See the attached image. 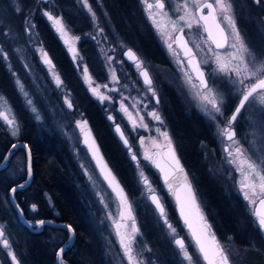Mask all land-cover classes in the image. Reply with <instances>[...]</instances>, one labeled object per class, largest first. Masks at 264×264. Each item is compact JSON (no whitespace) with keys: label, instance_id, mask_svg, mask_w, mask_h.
<instances>
[{"label":"rangeland","instance_id":"rangeland-1","mask_svg":"<svg viewBox=\"0 0 264 264\" xmlns=\"http://www.w3.org/2000/svg\"><path fill=\"white\" fill-rule=\"evenodd\" d=\"M138 1L142 10L145 12V18L156 36V39L166 48L173 40L178 30V27L174 28L173 24L176 23L177 26L184 24V21H179V16L184 15L186 21L191 20V16L187 14L192 10L191 0H163L164 4H166L165 11L167 15H163L160 9L157 10L153 8V19L157 25V27H154L153 20L149 18V11H146L147 2L154 0ZM53 2V0H34L32 7L27 9L22 7L20 0H0V57L12 79L13 86L19 98L37 125V128L46 134L55 135L66 147L68 156L73 164L72 167L75 169L73 171L77 175L80 184H78L79 191L86 204L89 223L90 225L92 224V227L95 225L97 232L99 230L101 234L100 241L104 247L102 254L103 259L105 256L102 264H128L126 257L123 255L119 234L115 227L120 220L126 218L128 224L125 230L126 237L128 239L135 235L134 251L138 257L143 259L144 264H188L187 261L182 259V254L174 244L176 238L184 239L186 248L192 256L194 264H204L188 234L179 222L172 224L176 229V232L173 233L168 226L157 220L154 215H151L153 212L150 210L148 202V196L151 193L148 191V187L145 186L144 179L147 178L149 182L148 186L153 189V192H157L158 189L153 183L152 171L154 172V170L151 166L150 159L148 157L145 159V157L147 153H151L155 147H164V138L156 129H160V131L166 130L167 132L168 130L163 125L160 127L156 126V121H154L152 126L148 125L149 120L155 119L151 116L147 120V118L145 119L147 114L143 116L140 114L142 110V99L140 98L141 96L139 97L135 92L125 93L124 99L121 98L119 100L118 107L115 108L116 110H112L113 108L109 107L110 109L104 112L103 116L107 119L109 115H116L119 120H122L125 129L132 133L133 142L137 146V149L133 152L137 155V160L136 162H131V170L134 174L133 179L135 186L138 188V197L135 206L130 203V208L132 220L135 218V223L139 229L138 234H133L131 231L132 220L129 219V209L121 206V203L112 195L98 176L87 152L81 144V139L76 128L77 120H86L84 113L73 103L71 93L66 87H57L56 81L54 80L56 71H51L39 63V58L42 56L44 48V41L34 21V16L37 15L41 17L46 25L52 28L53 36L65 46L66 50L69 51V48H74L76 50L75 53L71 52L72 59L76 65H79V78L83 80L85 86L84 68L87 66L83 61V56L79 53L78 43L83 40V38H87L89 42L92 41L90 43H92L91 45H93L97 55H95L94 58L100 60L106 77H112L111 80H113V76H115L114 60L119 52L124 50V46L120 44V42L115 43L112 41L114 35L108 38L107 34L101 29L97 16H93L92 13L84 8L82 0H73L77 7L82 10L81 12L86 15L88 20L87 31L80 35L75 34L72 29L67 27L68 25L61 16L60 9L58 10V7H55ZM45 4L48 6L47 10L43 9ZM45 11L49 12V14L54 17L61 18L67 35H63L56 31L52 22L44 16L43 13ZM26 19L29 23H25ZM194 24L195 22L193 21V25ZM30 25H34V27H30ZM28 28H30V31H25V29ZM184 28H186L188 37H190V33H192L191 29H188L186 26ZM76 37H79V39H76ZM249 40L251 41L247 36L243 39V42L249 50L250 55L248 58L256 66L264 65V57L258 52L262 49V52L264 51V44L257 47L258 45L256 42H253V40L250 42ZM112 42H114V47L112 46ZM233 42L232 39H229L227 48L221 52L213 50L205 40H202L200 44H195V46L203 63L206 60L209 61L211 58L214 60L215 56L213 53L216 52L220 53V60L228 58V62H230L231 56L238 54V45L237 47H230ZM4 54H7V60L4 59ZM225 63H227L226 59ZM162 70L166 81L176 89L180 101L189 108H194L196 112L202 116L209 115L204 110V103L200 99L201 93L196 90L195 83L191 78L184 74H180L173 68L169 70L165 68ZM89 74L90 78H92L91 73ZM66 100L73 105L71 109L68 108V104L65 102ZM29 101H31V103H29ZM121 103L124 105V108L127 109L124 113L121 112ZM149 103L151 102L148 98L144 104L146 107L145 111L152 109ZM208 107L210 109V105ZM33 109H35V111H33ZM0 111L15 117L12 108L2 96H0ZM250 114L252 120L250 128L243 129L239 137L240 140H235L238 142L239 146L247 152L249 157L258 162L261 170L264 171V106L253 110ZM37 115L39 119H37ZM15 119L19 129L18 135L13 137L10 134V128H8L7 131L12 139L18 140L21 134L20 125L17 117H15ZM220 132V128L215 129L214 135L216 141L219 143L220 152H222V146L225 144V137L221 136ZM141 137L144 138L143 143H141ZM228 146L229 149L233 151L236 145L229 142ZM233 155H235V153ZM213 159H215L214 156ZM214 163L215 168L208 166L207 169L210 168L221 171L222 166L225 164L220 160L214 161ZM8 165L4 168L5 170H0V179L4 181V184L13 185L24 175L26 178V160L23 155L18 154L14 156ZM85 169H87L88 175H85ZM230 170L234 171L237 169L231 164ZM141 172L144 173L143 176H141ZM231 175L234 176L224 179L222 176L220 177L221 180H224L223 184L227 186L225 193L231 195L230 193L234 192L239 195L243 202L245 200L240 191V187L244 178L241 176L240 172L237 174L231 173ZM225 179L230 182H228L229 185L226 184ZM232 180H234L235 183H233ZM258 191L259 189L257 188V192ZM8 192L9 190L7 191L6 197L9 196ZM249 194L251 195V193ZM6 197H3L4 205L8 207L9 211ZM257 197L258 196L252 197V202L245 201V203H247L245 214L248 212L252 216ZM47 200L50 204L49 198H47ZM101 201H103V203H101ZM144 207L148 209L150 216L148 212L146 213L144 211ZM230 207L233 209L232 205H230ZM143 212L145 215H148H146V218L149 219L148 222L151 225L146 228L148 231L147 234L143 231L140 220L139 222L137 220V217L142 218ZM121 213H123V217H121ZM0 228L5 232V238L8 239L11 250L13 251L17 244L15 232L12 231V228L7 224L6 219H0ZM60 241V237L53 236L51 242L48 244L49 250L55 257L57 243ZM155 244H157V247ZM221 246L223 247V245ZM223 248L229 256L230 264H245L241 260V253H239L235 246L229 244ZM7 251V249L3 248L2 241H0V264H12L11 257L7 255ZM20 253L23 254V250ZM16 256L18 261L22 263L20 257H18V255Z\"/></svg>","mask_w":264,"mask_h":264},{"label":"trees","instance_id":"trees-1","mask_svg":"<svg viewBox=\"0 0 264 264\" xmlns=\"http://www.w3.org/2000/svg\"><path fill=\"white\" fill-rule=\"evenodd\" d=\"M20 1L22 7L27 9L34 4V0ZM53 1V5L58 7V10L60 9L64 21L73 28L75 34H82L88 29L86 15L81 12L82 10L77 7L73 0ZM88 3L97 16L99 25L106 28L103 31L108 38L111 35L118 37V42L131 45L130 47L137 49L145 57L154 53L156 39L139 12L137 0H88ZM43 9H48L47 4L43 6ZM34 21L41 29L40 34L44 46L51 50L64 80L69 84V88L77 98V107L94 127L96 138L101 144L107 162L114 173L119 176L121 182H125V177L121 176L117 168H120V155L110 151L108 143L105 144L104 142L106 133L104 134V131L96 124H99L102 118L96 111V105L79 88L72 63L65 54L61 53L53 33L46 27L45 21L37 15L34 16ZM79 31L80 33H78ZM90 42L87 38H83L78 45L80 54L89 65L92 64L91 59H94L96 55V51ZM0 89L7 92L14 109L17 111V119L22 126L20 141L29 145L31 155L32 177L30 185L26 190H19L15 193L19 206L25 213L28 212L34 218L51 219L70 225L74 229L76 240L74 250L65 255L66 260L70 264H82V261L87 264L89 262L94 264L93 258L99 255L100 245L88 227L90 223L86 204L80 194V184L73 171L75 169L72 167L73 164L66 147L55 135L46 134L37 128L19 98L1 57ZM163 109L167 130L191 181L194 183L198 201L205 211L211 227L215 230L219 243L223 247L229 244L235 246L241 253V260L245 264H264V233L260 231L251 215L244 213L245 211L239 207L233 196L225 193L227 187L220 177L209 178L204 174V170L208 166L215 168L214 161L216 160L210 161L205 157L206 152L211 151L210 149L213 147L207 146L209 140L204 126L194 121L195 119L190 115V108L177 96L164 99ZM3 150L4 148L0 147V153ZM18 154L23 155L26 160L24 150L19 149L14 156ZM212 155H215V151H212ZM3 182L0 179V219L17 218L9 196L6 197L7 191L12 185ZM3 197L7 198L9 211L8 207L4 205ZM47 198H49L50 204ZM33 205L36 206L35 209H33ZM230 205L233 206V209ZM8 225L15 232L14 225L12 223H8ZM49 229L53 231L54 235H59L61 232L58 229ZM20 234L24 264H55V256L46 248L44 238L29 236L23 231ZM155 245L157 247V244ZM101 259L100 254L97 264H102Z\"/></svg>","mask_w":264,"mask_h":264},{"label":"flooded vegetation","instance_id":"flooded-vegetation-1","mask_svg":"<svg viewBox=\"0 0 264 264\" xmlns=\"http://www.w3.org/2000/svg\"><path fill=\"white\" fill-rule=\"evenodd\" d=\"M137 2L139 4L138 0H137ZM209 2H211V0H209ZM228 2L232 6V15L234 17L235 24H236V27L239 31L241 38L243 37V39H244V37L247 36L248 38L251 39V41L253 40V42H256V44L258 45V46L256 45L257 47H260V45L264 44V0H261L260 3H257L256 0H228ZM155 3H156V0L148 1L146 4V9H147L146 11H149L148 10V4H152L154 6L153 8H155ZM191 4H192V0H191ZM155 9L158 10V8H155ZM139 10H140L139 12H140L141 16L143 17V20H145V23L150 27L148 21L145 18V15H144L145 12L142 10L140 4H139ZM204 13L205 14L207 13V9H204ZM223 26L228 31H230V28H228L227 25H223ZM46 27L53 33V30H51L52 28H50L47 25H46ZM67 27L72 29V31L75 33L73 28H71L70 26H67ZM100 27L103 30L106 29V28H103L104 26L100 25ZM37 28H38L39 32H41V29L38 26H37ZM191 31H192V33H190V37H188L186 28H184L183 33H181L180 31L177 30L173 40L170 42L171 48H169V47L166 48V47L162 46L158 42V40L156 39V36L153 33V35L156 39V43H155L156 48H155L154 53L152 55L150 54L147 57L141 55V53L137 49L130 47L131 45L129 46L128 44L121 42L120 44H122L124 46V50H122V52L120 51L118 56L114 60V62H115V64H114L115 70L114 71H115V77H116L115 80L114 79L111 80L112 77L111 78L106 77L105 71L103 69V66L100 64L99 59H96V58L91 59L92 64L89 65L86 62L87 60L85 58H83V61L86 64L89 73H91V75H92V78H90L87 81L85 80L86 86H85L83 80L79 78V74H80L79 73V70H80L79 65H76L74 63V61L72 59V53L70 51L66 50L65 46H63L62 43L57 41V39L54 37L57 41L56 44L61 49V53L65 54L68 57V59L70 60V62L72 63V67L75 70V74H76L77 79H78L79 88H81V90L83 91V94H85L86 97L90 98L93 101V103L97 107L96 111H98V115L99 116L101 115V117H102L101 122L99 124L98 123H96V124H97V126H99V128L101 130L104 131V134L106 133L105 134L106 137H104L105 138L104 139L105 144L107 142L109 147H110L109 148L110 151H112L114 153L117 152L120 155L119 156L120 157V161H119L120 162V168L117 167V165H116V167L118 168L121 176L125 177V180H124L125 182H121V180L118 178L119 176H117L114 173V171L112 170V168L110 167L109 163L106 160V157L103 154V149L101 147V144L99 143V141L96 138V132H95L94 127L92 126V124H90L88 119L85 118L86 121L88 122L90 128H91V131H92V133H93V135H94V137L98 143V146H99L107 164L109 165L110 169L112 170V172L114 173V175L116 176V178L120 182L121 186L125 190V194H126L127 199H128V204L121 205L123 208L127 207L129 209L130 203L133 206H135L136 199L138 197V188H137V186H135V182L133 179L134 174L131 170V162L133 161L132 160V154L137 149V146L133 142L132 133H130V131L125 129V127L123 125L124 123L122 120H119V118L116 115H113L114 120L110 121L108 119V116L106 119V118H104L103 114H104V112H106L111 107L113 108L112 110H116L115 108L118 107L119 100L121 98L124 99L125 93H129V92L134 93L135 92L136 94H138L139 97L141 96L140 98L142 99V101H141L142 102V110H141L140 114L142 116L144 114H147V117H145V119L147 118V120H148V118L151 117V115H149V113L152 111H155L156 113H158L161 116V120L163 121V123H160L156 120H149L148 125L152 126L154 121H156V123H155L156 126L160 127L161 125H163L165 128H167V123H165L164 117H163V115H164V109H163L164 99H166V98L169 99L171 97H176V96L179 98V96H178L176 89L170 83H168L166 81V79L163 75V70H162L165 68L168 70L173 68L175 71L179 72L180 74L186 75L187 77L191 78V80L194 81L195 88L199 93H202L204 91L203 86L200 84V81L196 80V78L193 76L191 70L189 69L187 63L185 62L180 50L178 49V47L175 43V38H176V36L179 35V33L181 34L182 37L185 38L186 42L188 43V45L190 46V48L194 52V55L198 61V64L201 65V68L206 73L205 79H206V81L209 82L210 86L213 88L214 93H218L220 96L223 97L222 114H216V113L212 112L209 115L202 116L199 113H197L194 108L193 109L190 108V110H191L190 115H192V117L195 119L194 121H196L198 124H202L204 126V129L206 131V135H207L208 140H209L207 146L213 147L212 149H210L211 151L206 152L205 157L207 158V160L212 161L213 156H214L216 159L215 161L220 160L221 162H223V164L225 163L222 166L221 171L220 170H213V169H205L204 174L206 177H209V178L216 177V176L217 177L222 176V178L224 179V178L234 176V175H231V173H233V174L238 173L237 170H234V171L230 170L231 164L228 162V160L230 158H229L228 154L224 151L225 148H229L228 143L230 141H228L225 137V144L222 146V148H223L222 152H220L219 143H218V141H216L214 131H215V129H218V128L222 129L223 127L228 126L227 121L231 118V115L234 111V108L238 104V97L240 96V92L238 91V89L235 86H233L231 84L230 81H228L222 74H219L216 71L217 64L215 62V59L212 60L213 58H211L207 63H205V62L203 63V61L201 60V58L199 56V52L195 46V44H200L202 42V40H205L207 43H209V45L213 48V50L221 52V51H224L225 48H227L229 41L226 44L225 48L216 49L213 46V44L209 41V39L207 38L202 24L197 25L195 23L193 25V27L191 28ZM84 32L85 31H83V33ZM78 33H80V31ZM78 35H80V34H78ZM112 39H113L112 41H114L116 43V42H118L117 39H119V38L114 36V37H112ZM114 42H112V46L114 45ZM79 44H80V42L78 43V45ZM127 50L133 51V53L138 58L137 61L130 62L124 58V53ZM262 50H259L258 52L261 54L262 57H264V51L262 52ZM44 51H46L47 54L49 55V57L51 58V60L54 64V67L50 66L48 64H45V65L42 64L40 62V58H39V63L41 65L47 67L51 71H56L54 80L56 81L57 76L61 79L62 84H63V85L61 84V86H64L67 88V90L71 93L73 103H75V105H77V98L75 97L73 91L69 88V84L64 80V77L61 74V69L59 70V68H58V66H57V64H56V62L52 56L51 50L44 46L42 53ZM79 53H80V51H79ZM225 59L227 60V63H229L228 62L229 59L228 58H225ZM225 59H222L220 61L222 63H225ZM174 60H175V63H174ZM136 63H140L141 67L137 68ZM142 71L148 72L149 78L152 80V85H151L152 90H149V87L146 86L145 83L142 81V78H141V72ZM233 78H235V76H233ZM90 85H91V87H97L99 94L109 96L111 98V102L105 100L104 103L101 104L99 99L97 98V96L93 95ZM105 85H107V87H105ZM113 88L116 90L111 91L110 89H113ZM0 96H2L3 98H5L7 100L8 104L10 105V107L12 108V110L15 114V117H18L17 111L14 109V105H13L9 95L7 94V92H5V90H3V89L2 90L0 89ZM148 98L150 99L151 103H149V104H150L152 109L149 111L148 110L145 111L146 107L144 106V104ZM157 100L159 101L158 103H157ZM259 107H261V106L258 103H254V104L247 105L246 108L244 110H242V113L237 117V120L232 125V130L235 132L234 139H237V141H238V139L240 140L239 137L241 136V132L243 131V129L248 128V127L250 128V125L252 124L250 113ZM120 108H121V112L124 113L125 108L124 107L123 108L120 107ZM213 115H215L217 118L213 119L212 118ZM117 124L120 125L122 132L125 134V138L129 141V146L132 148L131 153L129 152V148L120 142V140L118 139V137L116 136V134L114 132V126H116ZM19 125H20V133L22 134V126L20 123H19ZM8 128H9V126L4 124V122L2 120H0V147L4 148L3 152H1L0 154L6 153L7 150L11 147L12 143L21 142L20 140H21L22 135L20 134V137L18 138V140H14L9 135V133L7 131ZM168 134H169V132H168ZM169 138L171 139L172 144H173L174 148L176 149L174 142H173L172 138L170 137V134H169ZM164 141H165L164 142V147H165L167 141L165 139H164ZM164 147H162V148H164ZM83 148L86 151L84 146H83ZM162 148L155 147L151 153H149V152L147 153L145 151L147 153V157L150 159V163H151V156H152L153 152L155 150H161ZM176 151H177V149H176ZM212 151L213 152L215 151V155H212ZM232 152H233V154L235 153L234 150ZM15 153L11 156V159L13 158ZM11 159H10L8 164H10ZM133 162H136V161H133ZM1 171H3V170H1ZM152 176H153V183L156 185V188L158 189V191L154 192V193L157 195V197L159 199L162 200L163 205L165 207V215H166L169 223L173 224L175 222H179L181 224V222H180V220L176 214V211L174 209L173 203L170 200V198L168 197V195L165 193L163 186L160 182V179L158 177V174L155 170H154V172L152 171ZM24 179H25V175L22 178H20L17 182H22ZM191 182H192V186L195 190L194 183H193V181H191ZM225 182L227 185H229V183H230L227 179H225ZM232 182L235 183L234 180H232ZM27 188L28 187L21 189V190H26ZM151 194H153V193H151ZM230 194L233 196V199H235L237 201L239 207H241L243 209V211H245L247 209V203H245V201L242 202V200L240 199L238 194H235L234 192H231ZM150 195L148 196V202H149L150 210L153 212V214L151 213V215H154L157 220H159L161 223L165 224L164 218H162L159 215L157 210L151 204V202L149 200ZM15 199L17 201L16 194H15ZM259 199L260 198L258 196L256 198L255 206L259 202ZM17 203H18V201H17ZM255 206H254V208H255ZM202 210H203V208H202ZM144 211L146 213L148 212V215L150 216V212L148 211V209L146 207H144ZM203 212L205 214V217L208 219L204 210H203ZM248 214L250 216V213H248ZM23 215H24L25 219L30 224H34L35 226H32V228H28V227L24 226L19 221L18 217L6 220L7 224L12 223L14 225V230L16 232L15 238H17V240H16L17 244L14 247L13 251L22 260V263H20V261H19V264L25 263L24 262V253L23 254L20 253L23 250L21 239H20V235H21L20 233L22 231L26 235H29V236H39L40 238H44V243H45V246L48 250H49L48 244H49V242H51V239L53 236L60 237V239H61V241L57 243V251L64 244L67 243L68 237L70 235L67 230L53 228L50 226H42L37 232H34V230H36L38 228L36 226V222L41 220V219L34 218L28 212L25 213L24 211H23ZM146 215L143 212L142 218L137 217V220H138V222L140 220V222H141L140 225H141L143 231H145V233L147 234L148 231L146 228L151 226V225L149 224V222H148L149 219L146 218ZM251 217L253 220H255V222L257 224V220L254 216V210H253ZM252 219H251V221H252ZM135 221H136L135 218H133L132 223ZM208 221H209V219H208ZM127 225H128L127 224V218L120 220L119 223H117L115 225L120 239H121V237H123L125 240H127V237L125 234V230L127 228ZM94 226L92 227V224L91 225L89 224L88 227L92 231L93 236L95 238H97L99 241V245H100L99 255L101 254V258H102L101 262L103 263L105 256L103 259L102 254H103L104 247L100 241L101 234H100L99 230L97 232V228H96V226L95 227ZM257 226H258V224H257ZM49 228L58 229L61 232L59 233V235H57V234L54 235L53 231H51ZM261 232L264 233V231H261ZM212 233L215 234L216 238L218 237L215 230H213V228H212ZM75 240H76V238H75V234H74L73 245H72L71 249L62 253V259L64 261V264H70L66 260L65 255L69 251L74 250ZM217 240H218V238H217ZM218 242H219V240H218ZM49 252H51V251L49 250ZM80 253H81V248H80ZM99 255H97L95 257L96 259L93 258L94 264H97V262H99V261H97L99 258ZM106 258H107V255H106ZM54 259H55V264H57L56 263V257H54ZM91 263L92 262H89V264H91ZM82 264H87V263L82 261Z\"/></svg>","mask_w":264,"mask_h":264},{"label":"snow or ice","instance_id":"snow-or-ice-1","mask_svg":"<svg viewBox=\"0 0 264 264\" xmlns=\"http://www.w3.org/2000/svg\"><path fill=\"white\" fill-rule=\"evenodd\" d=\"M84 8H86L92 15L95 14L92 12V9L88 3V0H82ZM143 2V0H142ZM257 3H260L261 0H256ZM152 4H148L149 10V18L153 20L154 27H157L155 20L153 19V9ZM155 8L161 10L163 15H167L165 11V4L163 0H156ZM204 9H207V13H204ZM44 16L47 17L49 21L55 26L56 31L60 32L63 35H67V31L65 26L62 23L61 18L54 17L49 14V12L45 11ZM191 16V20H185V16H179V21H184L183 25L177 26L176 23L173 24L174 28L178 27V31L181 33L184 32V27L186 26L188 29L193 27V21L200 25L202 22V26L206 32L209 33V37H212V28H215L217 33L220 36L219 40H213L216 49L225 48L229 39H232L234 42L230 45V47H238V54L231 56V61L229 63H222L220 61V53H213L215 56V62L217 64L216 71L219 74H222L228 81L231 82L233 86H235L240 92V96L238 97V104L234 108V111L231 115V118L227 121V127H223L221 129L220 135L226 137V139L232 142L235 146V155H233L232 150L229 148H225L224 151L228 154L229 160L228 162L236 167L237 171L240 172L241 176H243L244 180L241 183L240 191L243 194V198L245 201L252 202V197L259 196V203L264 205V171L261 170L260 165L257 161L253 160L248 156L247 152L239 146L238 142L234 139L235 132L232 130L233 123L237 120V117L242 113V110L246 108L247 105L258 103L260 106H264V65L256 66L251 62L248 58L249 50L245 43L243 42L239 31L236 27L234 17L232 15V6L228 2V0H192V10L187 13ZM25 23H29L26 19ZM223 25H227L230 28L228 31ZM30 27H34V25H30ZM25 31H30V28L25 29ZM94 38V37H93ZM79 39V37H76ZM177 40H182L183 37H176ZM171 48V44L168 45ZM187 47V45H185ZM70 52L75 53L74 48H69ZM211 51V50H209ZM189 59L188 65L192 68L197 75V78L200 80V84L203 86L204 91L200 94V99L204 103V110L206 113L211 114L212 112L216 114H222V105H223V97L218 93H214L213 88L210 86L209 82L205 79V71L201 68V65L195 62V57L191 56V49H188ZM125 55L133 62L137 61V56L133 53L132 50H128ZM7 54H4V59L7 60ZM75 60V57H74ZM43 61L45 64L52 65V61L49 59L47 52L43 54ZM208 61L206 60L205 63ZM54 67V65H53ZM136 67H141L140 63H136ZM141 75L144 78V83L146 86L151 89L152 80L149 78V74L147 71L141 72ZM235 76V78H233ZM84 79L87 81L90 79L87 67L84 68ZM115 80L116 77L113 76ZM19 83V81H18ZM62 84L61 79L57 76L56 85L59 88ZM91 87V85H90ZM107 87V85H105ZM111 91H115L116 89H110ZM91 91L93 95L97 96L100 103L103 104L105 100L111 102V98L107 95L99 94L97 87H91ZM68 104V108L71 109L73 105L69 103L67 100L65 101ZM159 101L157 100V103ZM31 103V101H29ZM210 105V109L209 106ZM121 107L124 105L121 103ZM127 109H125L126 111ZM35 111V109H33ZM149 115L153 116L154 119L160 123H163L161 117L155 111L149 113ZM213 119L217 117L215 115L212 116ZM37 119L39 116L37 115ZM110 121L114 120L112 115L108 116ZM0 120L4 122V124L8 125L10 128V134L13 137L18 135L19 129L17 126V121L14 116H10L3 111H0ZM76 127L81 130V132L85 136L84 143L88 146V151L92 154V159L96 161L97 167L100 168L101 173L104 175V179L108 181L109 187L112 188L113 192H116L118 197L121 199L122 204H128V199L125 194V190L116 177L112 174L108 165L104 162L103 157L100 155L99 148L96 147L95 140L91 139L90 131H85L87 128V121H76ZM147 127V126H145ZM116 132L120 133L121 139L124 141L126 147L129 148V152H132V148L129 146V141L125 138V134L122 132L120 125H116ZM157 132L160 133L161 136L167 141V147L170 152L171 161L173 167V172L184 173V169L180 164L179 159L176 157V153L172 150V141L169 138L168 132L160 131V129H156ZM143 137H141V143H143ZM18 145L16 143H12L11 147L7 150L6 153L0 154V167H4L5 164L9 161L12 152L16 149ZM24 149H29L28 144H23L21 146ZM147 159V156L145 157ZM132 160H137V155L135 153L132 154ZM239 161V163H238ZM83 167V165H82ZM159 167V165H157ZM26 178L22 182H15L9 189L12 194L13 201L15 200V193L20 189L24 188L28 183V180L32 177V166H31V155L30 149L27 158L26 165ZM85 175H88L87 169H85ZM144 173L141 172V176ZM184 187L187 190L188 196L187 200L184 203H181L179 197H177V203L180 204V215L184 218V223L187 225L188 230L191 232L192 239L195 242V246L199 251L200 256L204 264H230L229 256L226 250L221 246V244L217 241L215 234L211 232V226L208 224L204 215L201 213L199 205L197 203L196 194L192 188V185L187 181V175H184ZM165 183H168L169 177L166 175L164 177ZM144 184L148 187V191L153 193L150 195V199L152 203L155 205L156 209L159 211V215L164 218V223L168 226L169 229L172 230L173 233L176 232V229L172 224L169 223L166 215H165V207L161 199L157 197V195L153 192V189L148 186L149 182L147 178L144 179ZM257 188L259 191L257 192ZM169 189H171V185H169ZM251 193V195L249 194ZM103 203V201H101ZM16 207L19 209V205ZM35 205H33V209H35ZM185 207H188L191 211L195 209L197 218L200 222L199 230L193 229L192 223L189 221L187 216L185 215ZM19 215L23 216V210L20 209ZM259 215V214H257ZM121 217H123V213H121ZM129 219H132L131 216V208L129 207ZM46 222L43 220L37 221L36 226H42ZM258 226L261 231H264V215H259ZM29 227H32L30 224ZM69 234H74V229L70 225L65 226ZM131 231L133 234H138L139 229L135 222L131 225ZM69 241L71 240V235L68 237ZM0 241H2V245L4 249H7V255L11 257L12 264H19L17 256L13 253L10 247V243L7 238H5V233L2 229H0ZM134 242L135 235L131 236L129 239L125 240L123 237L120 239V246L123 250V255L126 257L128 264H144L142 258L138 257V255L134 251ZM174 244L178 246V251L182 254V259L187 261L188 264H194L192 256L189 254L185 241L183 238H176L174 240ZM64 249L61 248L58 252H56V256L59 264H64L62 259V253Z\"/></svg>","mask_w":264,"mask_h":264},{"label":"water","instance_id":"water-1","mask_svg":"<svg viewBox=\"0 0 264 264\" xmlns=\"http://www.w3.org/2000/svg\"><path fill=\"white\" fill-rule=\"evenodd\" d=\"M201 24H202V22H201ZM204 31H205V30H204ZM205 34H206L207 38L209 39V41H210V42L213 44V46L215 47V44L213 43V40H214V39H215V40H219V39H220V36H219V34L217 33V31L215 30V28H212V37H211V38L209 37V33H208V32L205 31ZM179 36H181L180 33H179V35L176 36V37H179ZM175 43H176L178 49L180 50V52H181V54H182V56H183L185 62H186L187 65H188V59H189L188 49H191L190 46L188 45V43L186 42V40H185L184 37H183L182 40H177V39H175ZM185 45H187V47H185ZM127 51H128V50H127ZM127 51H126V52H127ZM44 52H46V51H44ZM44 52L42 53V56L40 57V62H41L42 64L45 65V63H44V61H43V54H44ZM126 52H125V53H126ZM125 53H124V58H125L126 60L130 61V62H133V61H131V60L125 55ZM191 56L195 57L194 52L192 51V49H191ZM48 57H49V55H48ZM49 59L51 60L50 57H49ZM51 61H52V60H51ZM195 62L198 64V61H197L196 57H195ZM53 65H54V64H53V62H52V65H50V66H53ZM188 67H189V69L191 70L193 76L196 78V80L200 81V80L197 78L196 73H195L194 71H192V68H191L189 65H188ZM142 72H143V71H142ZM141 78H142V81L144 82V78H143L142 75H141ZM84 121H86V120H84ZM77 129H78L79 136H80V138H81V143H82V145L85 147V149H86V151H87V153H88V155H89V157H90V159H91V161H92V163H93V165H94V167H95V169H96V171H97L99 177H100L101 180L104 182V184H105L106 187L109 189V191L112 193V195H113L117 200H119V202L121 203V199L118 197L117 193L112 191V188L109 187L108 181H106V180L104 179V175L101 173L100 168L97 167L96 161L92 159V154L88 151V146L84 143V140H85V136H84V134L81 132V130H80L79 128H77ZM115 129H116V126H114V132H115L116 136L118 137V139L120 140V142H121L123 145H125V144H124V141L121 139L120 133H117ZM85 131H90V133H91V139H94V140H95L96 147L99 148L98 143H97V141H96V139H95V137H94V135H93V133H92V131H91V128H90L88 122H87V128L85 129ZM16 144L18 145V147H17L16 149L13 150L12 155H13L17 150H19V149L24 150L25 153H26V165H27V158H28L29 149H24V148L21 147L23 144H25L24 142H17ZM172 150L175 151V153H176V157H177V159H179L180 164H181V166H182L183 169H184V173L173 172V167H174V166L172 165L171 156H170L169 149H168V147H167V143H166L165 147L162 148L161 150H155V151L153 152V154H152V156H151V165H152L153 169L157 172L158 177H159V179H160V182H161V184H162V186H163V189H164L165 193L168 195V197H169L170 200L172 201L173 206H174V209H175V211H176V214H177V216H178V218H179L181 224L183 225L184 230L187 232V234H188V236H189L191 242L193 243V245H194L196 251H197L198 254H199V251H198V249H197L196 246H195V242H194V240L192 239L191 232L188 230L187 225L184 223V218L181 217V215H180V206H181V205L177 203V197H179L181 203H184V202L187 200L188 193H187L186 188L183 186V185H184V179H183L184 175H187V181H188V183H190L191 185H192V183H191V180H190V178H189V176H188V173H187V171H186L184 165L182 164V161H181L180 157L178 156V154H177V152H176V149L174 148L173 144H172ZM99 151H100V155L103 157L104 162L107 164V162H106V160H105V158H104V156H103V154H102L100 148H99ZM12 155H11V156H12ZM10 158H11V157H10ZM9 160H10V159H9ZM8 163H9V161L5 164L4 167H0V170L4 169V168L8 165ZM107 165H108V164H107ZM157 165H159V167H157ZM108 167H109V165H108ZM109 169H110V167H109ZM110 170H111V169H110ZM111 172H112V170H111ZM112 174L114 175L113 172H112ZM166 175L169 177L168 183H165V180H164V177H165ZM114 176H115V175H114ZM115 177H116V176H115ZM116 179H117V178H116ZM30 181H31V179L28 180V183L25 185L24 188H26V187L29 186ZM117 181H118V179H117ZM118 182H119V181H118ZM119 184H120V182H119ZM120 185H121V184H120ZM169 185H171V189H169ZM121 187H122V186H121ZM24 188H22V189H24ZM192 188H193V186H192ZM20 190H21V189H20ZM193 190H194V189H193ZM9 200H10V203H11L13 209H14L15 212H16V215H17L19 221H20L24 226H26V227H28V228H32V227H29L30 223L25 219L24 215H23L22 217L19 215L20 207H19V209L16 207V205H17L18 203H17L16 199L13 201V199H12V194L10 193V191H9ZM149 200H150L151 204L153 205V207L156 209L155 205L152 203V201H151L150 198H149ZM197 203H198V200H197ZM121 205H125V204H122V203H121ZM198 205H199V203H198ZM199 208H200L201 213L204 215V213H203V211H202L200 205H199ZM156 210H157V209H156ZM157 212L159 213L158 210H157ZM257 214H259V215H264V205H261L259 202L256 204V206H255V208H254V216H255V218H256V220H257V224H258L259 215H257ZM185 215L187 216V218L189 219V221L192 223V225H193V229H195V230L198 231V230H199V227H200V222H199V220H198V218H197V214H196L195 209H192V210L190 211L188 207H185ZM204 217H205V215H204ZM205 219H206V217H205ZM41 220H43V221L46 222V223H45L44 225H42V226H50V227H53V228H58V229H64V230H67V228L65 227L67 224H65V223L56 222V221H53V220H51V219H41ZM206 220H207V219H206ZM39 221H40V220H39ZM207 222H208V224L210 225V223H209L208 220H207ZM31 225H32V226H35L34 224H31ZM42 226H39L36 230H34V232H37ZM210 226H211V225H210ZM211 232H212V228H211ZM70 235H71V240L69 241V239H68L67 243L64 244V245L61 247V248L64 249L63 252H65V251H67V250H70L71 247H72V245H73L74 234H70ZM70 235H69V236H70ZM175 246H176V245H175ZM176 247H178V246H176ZM61 248H60V249H61ZM60 249H59V250H60ZM59 250H58V251H59ZM58 251H57V252H58ZM61 255H62V254H61ZM199 256H200V254H199ZM200 258H201V260H202V257H201V256H200ZM202 262H203V260H202ZM56 263L59 264L58 259H57V256H56ZM203 263H204V262H203Z\"/></svg>","mask_w":264,"mask_h":264}]
</instances>
